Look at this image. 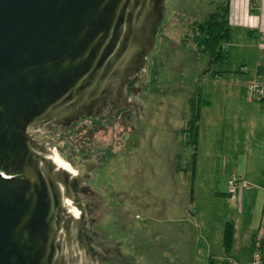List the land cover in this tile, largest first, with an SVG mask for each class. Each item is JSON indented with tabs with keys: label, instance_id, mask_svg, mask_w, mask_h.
Listing matches in <instances>:
<instances>
[{
	"label": "water",
	"instance_id": "obj_1",
	"mask_svg": "<svg viewBox=\"0 0 264 264\" xmlns=\"http://www.w3.org/2000/svg\"><path fill=\"white\" fill-rule=\"evenodd\" d=\"M166 2L0 0V264L124 257L120 243L98 248L103 242L93 236L99 233L84 232L86 221L99 218L93 211L99 200L81 182L114 151L74 163L72 152L63 160L64 148L34 135L73 132L83 117L106 123L123 109L126 121H120L133 128L130 121L145 108L137 82L155 49Z\"/></svg>",
	"mask_w": 264,
	"mask_h": 264
},
{
	"label": "rangeland",
	"instance_id": "obj_2",
	"mask_svg": "<svg viewBox=\"0 0 264 264\" xmlns=\"http://www.w3.org/2000/svg\"><path fill=\"white\" fill-rule=\"evenodd\" d=\"M220 1L167 0L155 49L148 54L147 113L140 121L141 132L133 137L129 159L111 162L103 174L104 179L116 185L142 178L149 193L144 199L146 209L137 211V221L144 222L149 231L159 234L158 230L166 229L174 236L167 246L173 254L168 264H251L254 250L250 236L260 223L264 207V106L255 110L254 122L246 120L245 126L238 127L234 119L238 108L232 105L233 125L227 127L222 149L218 144L216 148L212 146L213 135L203 136L196 147L190 132L181 131L189 117L187 100L191 95L202 90L204 97L217 99L227 94L229 100L238 96L247 99L249 85L255 81L264 89V72H256L257 65L264 67V53H258L255 46L231 50L228 59L212 64L207 55L193 49L192 21L205 19ZM184 35L186 47L180 46ZM232 36L244 41L243 28L233 27ZM215 74L224 80L214 78ZM225 80L234 83L230 87ZM238 82H244L242 92L243 85L238 86ZM37 132L40 141L56 140L54 143L66 149L80 148L82 141L86 142L76 131L62 136L54 131ZM96 135L99 144L116 142L113 134ZM244 135H251L254 141L245 145L241 141ZM220 138L221 133L217 140ZM231 176L249 184L236 200L226 195ZM228 221L233 224L230 251L222 242ZM161 237L168 241L166 236Z\"/></svg>",
	"mask_w": 264,
	"mask_h": 264
},
{
	"label": "flooded vegetation",
	"instance_id": "obj_3",
	"mask_svg": "<svg viewBox=\"0 0 264 264\" xmlns=\"http://www.w3.org/2000/svg\"><path fill=\"white\" fill-rule=\"evenodd\" d=\"M206 18L207 16L205 19ZM192 22L195 23V26L196 23H198L196 20ZM193 27L194 25H192V28ZM194 31L195 30L192 31V37L194 35ZM185 39L186 37L184 35L180 40V46L186 47V42H184ZM193 44V49L197 51V45L194 41ZM145 77L146 69L142 80L137 82V84L140 85V93L143 94L142 97L139 98V102L143 104L145 108L142 109L143 114L142 112H138V118L134 116L132 121H130L129 124L132 125L133 128L125 127L124 123L120 121L119 118H122L123 114H127V109H123L117 112V114H119V118H110V120L107 119L106 123H101L98 119L95 120L85 117H83V121H80L81 119L77 121L75 123L77 130L75 131L78 134H81L83 139L86 140V142L82 141L83 145H80V148L73 146L72 148L66 149L65 146L59 145L58 143H54L52 141L49 143V145L54 143L56 147L64 148L61 152L62 157H64L63 160L66 159L68 153L72 152L73 154L70 157V160H73L74 163L81 160V158H85L98 151H103L109 147L114 151L111 156L106 155L107 160H104L102 164L98 163V165H95L91 171H88V174L92 176V178L88 179L87 183L81 182L83 186L89 185L90 190L96 192L95 200H99V208L96 210L93 209L99 218H97V222H94L91 225L88 221H86L84 225V232L86 235H89L90 231H87L86 229L88 228V230L91 229V231H94L95 234L99 233L97 237L93 236L95 243L98 241L103 242L97 245L98 248H101L102 245L106 246V248H110L114 247L115 243H120L117 245V248H119L121 255L124 256L120 257L119 255L112 253L111 256L118 260H98L99 264H168L169 262H172L171 260L173 254L167 250V246H169V239L173 240L174 236L167 234L166 229H162L160 231L158 230L159 234L154 231H149V227L144 224V222L141 223L137 221L139 218L137 211H143L146 209L144 199L146 194L149 193L148 190H145L142 178L137 179L136 182L129 183L126 181V184L121 183L116 185L115 183L104 179L103 175L107 172L106 170H108V165H110L111 162L112 164L113 162L116 163L120 160V158L127 161L129 159L128 155L132 153V148L135 143L133 137L135 134L141 132L142 127L140 126V121L147 113L146 101L148 98V86L146 84ZM129 92L131 96L128 97V101H133V92ZM199 92L196 95L188 97L187 104L189 117L185 127L182 128L181 131L189 130V121L191 119L192 109L198 105L196 99L200 96ZM126 107L129 108L128 105ZM122 120L126 121V117L124 116ZM71 130L72 128L68 131ZM54 132L58 133L59 136L67 133V131H62L60 134L57 130H54ZM96 133H100L101 137H105L106 135L112 136L113 134V138L116 140V142H114L115 144L97 143L95 139L97 136ZM34 136L36 138V135ZM124 153L126 154L124 155ZM177 171L178 166H175L174 172ZM75 193L81 195L82 203L89 200L88 197L85 198V194L82 191ZM92 216L93 214L89 213V217ZM161 235H163V237L166 236L168 241L166 242ZM95 243L90 242V245L96 247ZM94 258L97 259V255H95ZM208 264H215V262L208 261Z\"/></svg>",
	"mask_w": 264,
	"mask_h": 264
},
{
	"label": "crops",
	"instance_id": "obj_4",
	"mask_svg": "<svg viewBox=\"0 0 264 264\" xmlns=\"http://www.w3.org/2000/svg\"><path fill=\"white\" fill-rule=\"evenodd\" d=\"M227 18L229 24V36L224 45V49L226 50L225 59L229 58V52L231 50L235 51L240 47L247 48L246 46L248 45L251 46L250 49L253 48L252 46H255V48L258 50V53H264V0H228ZM237 25L243 28L244 41H240L239 39L232 36V28ZM238 71L241 72L243 70L238 69ZM259 71L264 72V67L257 65L256 72ZM214 78L224 80L222 75L215 74ZM225 82L227 83V86L231 87L234 83V80H225ZM241 85L243 86L240 87V92H242V88H244V82H238V86ZM237 91L239 93V89ZM198 101L200 105V116L197 121L198 138L196 147L200 143L203 136L207 137L213 135L215 136V144L212 145L210 143L209 145H212L214 148L220 145L221 149L227 127L233 125V116H231V114L234 111L230 110L232 105L238 108V111L234 113V115H236L234 119L236 120L238 127L245 126L244 122L246 120L254 122V120H256L255 113L257 112L255 110L264 106V98L262 101H257L245 99L243 96H238L237 99L233 98V100H229V97L226 94L225 96L222 95L220 98L218 97L216 99L214 97H204L202 90L200 92ZM262 121H264V117L262 118ZM220 133L222 138L217 140V136ZM249 134H251V132H249ZM241 141L247 145V142H252L254 139L252 140L251 135H244ZM226 195H228V193ZM256 228L257 226L253 227L250 236L251 245L253 232Z\"/></svg>",
	"mask_w": 264,
	"mask_h": 264
},
{
	"label": "trees",
	"instance_id": "obj_5",
	"mask_svg": "<svg viewBox=\"0 0 264 264\" xmlns=\"http://www.w3.org/2000/svg\"><path fill=\"white\" fill-rule=\"evenodd\" d=\"M227 15L228 0H222L219 4L216 5V8L207 15L206 19H204L202 22L196 23L194 35L192 38L197 45V49L201 53L207 55L209 64L222 62L226 58V50L224 49V44L229 36V24ZM198 99H196L198 105L196 104L197 106L192 109L191 119L189 121L188 131L190 132L191 142H193V144L197 143L198 138L197 121L200 116V105ZM260 226L261 220L255 231L253 232L252 247H254V237L257 231L260 229ZM232 239L233 224L232 222L228 221L225 224L222 236L223 246L226 251H230Z\"/></svg>",
	"mask_w": 264,
	"mask_h": 264
},
{
	"label": "built area",
	"instance_id": "obj_6",
	"mask_svg": "<svg viewBox=\"0 0 264 264\" xmlns=\"http://www.w3.org/2000/svg\"><path fill=\"white\" fill-rule=\"evenodd\" d=\"M247 99L251 100H262L264 96L263 87L257 82H253L249 85L247 90ZM249 184L245 181L240 180L236 176H231L228 180V195L232 199L239 198L242 188H247ZM264 210L261 216V226L254 237V256L251 264H264Z\"/></svg>",
	"mask_w": 264,
	"mask_h": 264
}]
</instances>
